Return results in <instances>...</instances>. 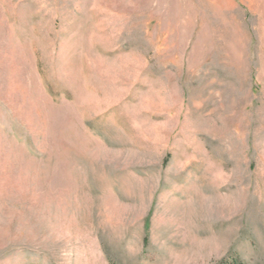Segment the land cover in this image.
I'll list each match as a JSON object with an SVG mask.
<instances>
[{
	"label": "rangeland",
	"instance_id": "obj_1",
	"mask_svg": "<svg viewBox=\"0 0 264 264\" xmlns=\"http://www.w3.org/2000/svg\"><path fill=\"white\" fill-rule=\"evenodd\" d=\"M264 264V0H0V264Z\"/></svg>",
	"mask_w": 264,
	"mask_h": 264
},
{
	"label": "trees",
	"instance_id": "obj_2",
	"mask_svg": "<svg viewBox=\"0 0 264 264\" xmlns=\"http://www.w3.org/2000/svg\"><path fill=\"white\" fill-rule=\"evenodd\" d=\"M116 264V263H114ZM216 264H248L247 262H244L242 259L235 257V256H228L223 257L221 260H219Z\"/></svg>",
	"mask_w": 264,
	"mask_h": 264
}]
</instances>
